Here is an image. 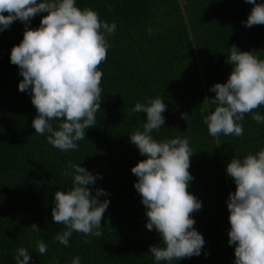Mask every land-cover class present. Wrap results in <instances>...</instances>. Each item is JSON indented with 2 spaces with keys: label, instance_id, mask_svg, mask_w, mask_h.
<instances>
[{
  "label": "trees",
  "instance_id": "1",
  "mask_svg": "<svg viewBox=\"0 0 264 264\" xmlns=\"http://www.w3.org/2000/svg\"><path fill=\"white\" fill-rule=\"evenodd\" d=\"M180 2L187 22L179 0H76L79 8H91L117 27L108 38L107 59L99 66L102 101L96 126L86 130L77 150L68 152L49 144L47 133H35L30 91L19 90L23 77L10 53L22 41L25 25L16 20L0 31V264H15L20 247L29 251V264H71L77 256L81 264H157L148 250L161 237L145 227L146 209L131 171L146 157L130 142V134L142 131L147 117L132 108L157 97L167 110L164 127L152 135L158 141L188 138L194 151L188 191L202 202L191 214L205 240L201 254L172 264H234L226 201L236 185L226 168L232 157L242 159L264 149V123L252 119L255 113L264 116V105L245 114L240 137L209 135L203 116L206 98L215 96L209 89L226 82L231 72L225 60L232 45L264 59V25L242 23L253 7L246 0ZM43 15L37 14L28 27H38ZM52 123L56 127L59 121ZM69 162L100 174L89 187L93 194L96 188L105 189L107 195L99 199H108L109 206L101 221L102 236L74 232L64 246L54 239L64 226L53 222L52 209L55 192L72 186V178L62 175ZM32 223L41 230L32 232ZM38 240L48 246L44 255L37 252Z\"/></svg>",
  "mask_w": 264,
  "mask_h": 264
},
{
  "label": "clouds",
  "instance_id": "2",
  "mask_svg": "<svg viewBox=\"0 0 264 264\" xmlns=\"http://www.w3.org/2000/svg\"><path fill=\"white\" fill-rule=\"evenodd\" d=\"M246 2L253 7L242 23L246 27L264 25V3ZM40 13H46L40 25L28 27ZM16 20L25 25V30L22 41L11 49L10 62L18 66L23 77L19 90L30 91L36 108L32 121L35 133H47V142L62 152L77 150L78 142L86 138V130L96 126L102 101L103 72L99 66L107 59L111 47L108 38L115 33L116 22L102 21L91 8H79L76 0H0V31ZM225 63L232 65L231 72L226 82H217L209 89L215 96L206 98L207 114L203 116L209 135L216 138L221 134L242 136L245 114L264 105V59L252 50L241 51L232 45ZM166 110L160 97L137 102L131 110L147 114L143 130L130 134V142L146 157L131 171L137 177L134 187L146 209L145 227L155 229L161 237L148 250L157 264L199 256L205 244L191 215L202 208V202L188 191L194 153L189 140L177 136L158 141L152 135L164 127ZM182 118L187 121V113ZM252 119L264 123L259 113ZM53 121H59L56 127ZM226 171L236 185L226 201L228 244L235 246L234 264H264V149L242 159L232 157ZM62 175L72 178V186L54 194L52 219L64 226L54 239L68 246L74 232L102 236L101 221L109 200L99 198L107 192L96 188L93 194L89 187L100 174L69 162ZM30 229L41 230L36 223ZM36 248L39 255L48 251L43 240L36 242ZM14 260L15 264H29L31 255L20 247ZM71 264H81L80 257H74Z\"/></svg>",
  "mask_w": 264,
  "mask_h": 264
},
{
  "label": "water",
  "instance_id": "3",
  "mask_svg": "<svg viewBox=\"0 0 264 264\" xmlns=\"http://www.w3.org/2000/svg\"><path fill=\"white\" fill-rule=\"evenodd\" d=\"M179 3H180V7H181V9H182V13H183V15H184V18H185V20H186V22H187L186 14H185L184 8H183V6H182L180 0H179ZM188 31H189L190 40L192 41V44H193V47H194L193 37H192V34H191V32H190V28H189V26H188ZM201 80H203L202 76H201ZM216 143H217V139H216ZM227 184H228V181H227Z\"/></svg>",
  "mask_w": 264,
  "mask_h": 264
}]
</instances>
